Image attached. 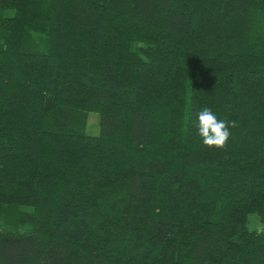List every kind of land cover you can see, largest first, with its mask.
I'll return each mask as SVG.
<instances>
[{
  "label": "trees",
  "instance_id": "obj_1",
  "mask_svg": "<svg viewBox=\"0 0 264 264\" xmlns=\"http://www.w3.org/2000/svg\"><path fill=\"white\" fill-rule=\"evenodd\" d=\"M3 206L0 264H264V0H0Z\"/></svg>",
  "mask_w": 264,
  "mask_h": 264
},
{
  "label": "clouds",
  "instance_id": "obj_2",
  "mask_svg": "<svg viewBox=\"0 0 264 264\" xmlns=\"http://www.w3.org/2000/svg\"><path fill=\"white\" fill-rule=\"evenodd\" d=\"M197 135L207 148L224 149L232 135L231 129L239 125L235 120L220 119L208 107L202 108L196 114ZM248 230L260 234L264 232V216L252 213L248 217Z\"/></svg>",
  "mask_w": 264,
  "mask_h": 264
},
{
  "label": "rangeland",
  "instance_id": "obj_3",
  "mask_svg": "<svg viewBox=\"0 0 264 264\" xmlns=\"http://www.w3.org/2000/svg\"><path fill=\"white\" fill-rule=\"evenodd\" d=\"M10 14L11 12L8 13V15ZM87 133L93 136L98 134V116L96 114L89 116ZM23 229H25V226L19 222V209L16 206H3L0 230L22 231Z\"/></svg>",
  "mask_w": 264,
  "mask_h": 264
}]
</instances>
